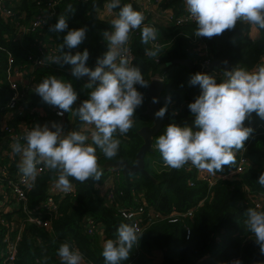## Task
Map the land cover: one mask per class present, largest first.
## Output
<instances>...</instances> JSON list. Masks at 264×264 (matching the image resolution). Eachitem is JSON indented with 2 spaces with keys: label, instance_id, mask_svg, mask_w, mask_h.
Instances as JSON below:
<instances>
[{
  "label": "trees",
  "instance_id": "1",
  "mask_svg": "<svg viewBox=\"0 0 264 264\" xmlns=\"http://www.w3.org/2000/svg\"><path fill=\"white\" fill-rule=\"evenodd\" d=\"M39 1L46 3L53 0H19L18 3H15L14 0H6L5 5L17 14H25L26 20H29L32 15L39 12L37 7ZM110 2L111 0H89L87 3L82 0H61L56 7V15L50 19V23L30 33L18 43L13 41L17 37L15 25L5 19L4 14H1L0 109L7 106L6 103L12 96L10 74L13 68L22 65L30 71L32 66L28 56L36 52L34 47L45 41L62 52L63 39L69 30L81 27L88 29L85 40L78 47L69 49L65 45L63 52H71L75 55L76 52L88 49L90 56L87 66L94 69L98 58L109 50L103 32L113 30L111 20L97 17L96 11ZM129 3L135 10H140L137 0H120L121 7ZM160 3L155 14L172 12L173 16L178 19L187 12L185 0H161ZM69 4L73 6L74 14L67 13ZM111 10L118 15L120 9ZM62 13L70 16L68 29L63 33L49 31V28L57 22L58 16ZM152 20L154 19L148 18L144 23L154 25L157 29L156 39L161 46L160 57L153 58L146 55L145 50L151 49L152 46L141 42V30L136 29L131 32L130 40V47L134 55L133 64L141 68L144 78L149 84L156 76L164 77L161 95L165 100L161 104V108L167 106L166 115L170 119L179 120L191 117L193 123L195 117L191 114L188 105L202 94V89L198 85H190L189 81L198 72L190 71L185 66L173 64V62L190 59L196 64V60L202 59L200 54L194 51V44L191 43V37L195 33L197 25L196 23L179 26L164 25L155 21L152 23ZM254 26L259 32V37L255 40L248 38L250 24L243 21H238L233 30H226L222 35L212 38L201 37L200 39L207 45L212 61L228 59L231 69L242 67L253 71L264 64V29ZM162 65L167 66L162 69ZM60 67L63 69L36 70L35 80L39 84L45 77L55 75L72 83L78 93V99L73 105L72 111L65 112V119L62 121L53 115L48 119L61 123L64 130L69 128L70 131H80L82 122L75 114V109L84 100L89 99L91 90L84 87L81 78L78 79L72 75V65L60 64ZM216 69L222 75L215 76L220 82L225 78L224 71ZM67 71H71V74L67 75ZM137 89L141 93H145L147 88L137 85ZM29 99V109L40 108L44 105V101L39 95L31 94ZM147 103L148 99L144 97L142 105L136 109L134 127L124 135L117 134L121 144L116 157L108 159L97 148L101 168L111 162L125 161L129 164L135 162V156L143 143L137 132L142 127L151 126L147 115H145ZM13 115L14 118L8 122V126L16 129H22L21 127L26 124L25 121H28V117H30L20 116L17 112ZM244 126L254 129L244 146V157L249 164L248 168L241 174L233 175L232 180L218 181L209 194L204 184L199 182H196L194 186L189 184V181L194 180L195 173L177 169L150 172L146 168L145 159V169L153 180L146 179L139 173L123 176L119 169L113 168L102 169L103 175L100 180L89 178L85 183H80L69 178L73 185V192L66 194L57 202L58 211L55 216L50 218L51 232L31 224H25L15 264H37V260H40L41 264H62L57 251L60 244L65 241L74 242V246L83 253L87 263L105 264L102 256L104 242L107 239H116L119 225L127 222L117 215L113 203L98 195L97 188L106 183L109 175L118 171L119 178L114 180V201L123 207L134 206V197L138 192L143 194L145 204L157 213L167 214L173 208H175V213L195 208L191 221L181 219L171 223L164 220L146 228L140 242H137L130 253L129 259L122 261L121 264H155L150 259L154 251H160L163 254L162 262L159 264H232L237 259L242 264H264V254H261L260 246L245 224L247 219L245 213L250 207L243 205L247 192L264 198V187L258 183L259 176L264 173V120L254 112L245 120ZM165 131L166 127L157 136L164 134ZM86 134H90L89 130ZM88 142L90 143L91 140L89 139ZM12 143V137L3 133L0 124V144L5 145V149L11 154L10 158L4 162L11 177L19 173V155L13 153L10 147ZM21 143L24 144L26 141ZM153 146L152 142V150ZM235 166L236 164L225 165L223 171L217 172L215 175L229 173L235 169ZM57 178V174L47 168L39 175L34 188L28 193L27 206L30 211L37 214L42 213L38 206L44 202L50 185ZM202 199L204 203L197 207ZM260 210H264V204ZM14 214L24 217L22 210L6 212V222L13 227L15 226ZM87 216L92 218L96 226L93 236H87L84 233L82 222ZM45 218L48 219L47 216ZM17 225L19 226L18 222ZM186 227L189 228L188 236ZM7 231L8 229L0 224V264L7 261L5 256L7 247L4 242Z\"/></svg>",
  "mask_w": 264,
  "mask_h": 264
},
{
  "label": "clouds",
  "instance_id": "2",
  "mask_svg": "<svg viewBox=\"0 0 264 264\" xmlns=\"http://www.w3.org/2000/svg\"><path fill=\"white\" fill-rule=\"evenodd\" d=\"M187 11L195 19L196 37L212 38L222 35L226 30H233L238 21L247 22L264 29V0H185ZM108 9L119 8L118 18L111 21L112 31L103 32L109 50L98 58L94 69L87 66L90 53H64L63 47H78L86 38L88 29L81 27L67 31L61 51L63 55L52 59L54 63L72 65V75L76 78L89 77L84 85L90 89L89 99L84 100L75 109V114L84 125L92 126L90 134L82 128L80 131L65 132L61 123L37 124L26 130L23 137L15 138L11 144L13 153L20 155L18 164L21 182L34 187L43 165L57 174L55 187L63 192L72 190L69 178L85 183L89 178L100 180L103 170L99 164L97 148L108 159L117 156L121 144L117 134L128 133L135 124L136 109L142 105L144 95L137 85L147 88L139 66L132 63L130 50L126 45L133 30H141V42L147 45L157 38L154 25L145 24V16L135 10L132 4L120 5V0H111ZM71 4L67 13L74 14ZM70 16L62 13L57 22L49 28L51 32H64L68 29ZM149 57H160L161 46L153 43L146 49ZM227 63V62H225ZM225 78L220 82L214 75L194 74L189 83L199 86L202 94L188 105L195 117L193 128L185 124L172 123L156 141V148L166 166L181 169L191 164L196 169L211 175L222 172L225 165H235L237 153L244 149L254 129L245 127V120L256 113L264 120V66L249 71L235 67L224 71ZM42 100L61 111L58 115L70 112L78 99V93L69 81L55 75L45 77L35 87ZM158 102L153 98V103ZM167 106L155 113L163 118ZM89 139L91 142L89 143ZM26 143L22 144L20 141ZM264 187V173L258 179ZM245 224L264 254V210L249 208L245 213ZM130 219V217H129ZM144 232L135 224L121 223L117 229L116 239H107L103 244L102 256L105 264H121L129 259L137 242ZM57 255L62 264H82L83 253L74 246V242L60 244ZM232 264H242L237 259Z\"/></svg>",
  "mask_w": 264,
  "mask_h": 264
},
{
  "label": "built area",
  "instance_id": "3",
  "mask_svg": "<svg viewBox=\"0 0 264 264\" xmlns=\"http://www.w3.org/2000/svg\"><path fill=\"white\" fill-rule=\"evenodd\" d=\"M84 3L89 2V0H82ZM139 11H141L145 16V21L148 18L156 17L154 20H152V23L155 20L160 21L164 25H183V24H192L196 23L195 19L190 15V13L187 11L186 14L176 19L172 12H156V9L158 8L161 0H137ZM61 0H53L51 2L43 3L41 1L37 2V7L39 9V12L37 14L32 15V17L29 18V20H26L25 14H17V12H13L11 8H7L5 5L6 0H0V15L4 14L3 17L7 19L8 21L12 22L15 26V33L17 37L13 39L14 43H18L19 41L26 38L30 33L45 27L47 24H49L50 19H52L56 15V7L60 4ZM187 7V6H186ZM101 9L96 11L97 17L100 13ZM149 16V17H148ZM144 21V22H145ZM201 37H196L195 33L191 37V43L194 44V51L200 54V57L202 59L196 60V64L201 67V72L199 73H207L208 75H214V76H222L221 73L212 66V56L209 54L207 45L200 39ZM130 40H131V33H130V39L126 47L130 50V57L132 60V63L134 61V55L130 47ZM153 43L159 44L157 39L153 42L150 41L148 44L150 46H153ZM36 49L35 53H31L28 56L29 62L32 66V69L28 71L24 66L18 65L13 68L12 73L10 74V79L19 76L18 81H10L12 96L10 100L7 101L6 107L0 109V124L1 129L4 134H8L12 137V140L14 142L15 138L23 137L26 130H31L35 127V125L43 123L48 124L49 127H51V124L53 121L48 119L51 115L55 117L58 120L65 119V113L61 116L58 115V112L61 110L56 107L49 105L44 102V105L40 108H30V99L29 96L31 94H35L38 96L37 93H35V87L38 85L35 80V71L38 69L43 68H50V69H60L63 68L60 67V64H64L63 61L58 63L52 62V59L56 56L63 55L62 52H60L57 48L49 45L46 43V41L37 46L34 47ZM154 79H159L161 81L164 80L163 76H156ZM89 77L85 76L81 78V82L83 85L88 83ZM20 116L28 117V121H25V125H23L22 129H16L11 128L8 126V122L14 118V113H16ZM90 132V130H89ZM20 142H24V140H21ZM5 145L0 144V224L8 229L7 235L4 238V242L6 244V259L7 261L4 264H15L17 259V251H18V245L21 241V236L25 227V224H31L34 226H37L39 228L46 229V231L51 232V224H50V218L55 216L58 211V201L63 198L66 194H70L73 192L71 190L70 192H55V188L52 187L53 184H55V181L52 182L49 188V192L46 195V198L44 202H42L41 205L38 206L40 211L42 213H35L28 209V193L34 188V187H28L25 183L21 182V174L20 172L11 177L8 169L6 168V165H4V162L7 160V158H10L11 154L8 153V150L5 149ZM245 149L241 150L237 153V163L235 166V169L233 171L222 174V175H211L208 173H204L201 170L196 169L191 164L185 165L181 169L184 172H193L195 173L194 180L189 181V184L191 186H194V184L197 182L202 183L205 185L207 189V193L209 194L210 191L214 188V186L217 184L220 180H232V176L235 174H241L248 168V162L244 157ZM19 162L20 163V155ZM162 170H169L172 169L165 165L164 161L161 163ZM38 168H41L42 171L40 174L46 170V168L43 167V165L38 166ZM112 176L115 177H109L105 183V191L101 195L102 197H105L107 201L110 203H113V206L116 209L117 215L125 222L129 224H135L140 232H144L146 228L150 227V225L158 222V221H164L167 220L168 222L174 223L177 221H180L181 219H188L189 221L192 220L193 214L195 212V208L193 209H186L184 211H179L178 213H175V208L172 209L170 213L163 214V213H157L151 208H149L145 204V198L143 197V194L136 192V196L134 197L135 205L129 206V207H123L117 202H115V187H114V180H118L119 178V171L115 174H112ZM39 177V176H38ZM37 177V178H38ZM12 178V179H11ZM37 180V179H36ZM36 183V181H35ZM204 203V200L202 199L197 207L202 206ZM264 204V198L259 195H254L250 192L246 193L245 201L243 202V205H249L251 208H258L260 210ZM22 210L24 217H19L18 214H14L13 219L15 222V226H10L5 219V213L11 212V211H18ZM35 210H37L35 208ZM45 216L48 217V219L45 218ZM130 217V219H129ZM17 222L19 223V226L17 225ZM82 226L84 228V233L87 236H93L96 231V226L92 218L85 217ZM187 228V227H186ZM186 235H189V228L186 229ZM16 231V232H15ZM87 262L85 260L82 261V264H86ZM37 264H41L40 260H37Z\"/></svg>",
  "mask_w": 264,
  "mask_h": 264
},
{
  "label": "water",
  "instance_id": "4",
  "mask_svg": "<svg viewBox=\"0 0 264 264\" xmlns=\"http://www.w3.org/2000/svg\"><path fill=\"white\" fill-rule=\"evenodd\" d=\"M227 62V63H225ZM173 64H179L181 66H185L190 71L201 72V67L193 63L192 60L186 59L177 62H173ZM167 65H162L161 68H165ZM213 67H216L220 70H231V63L228 59L216 60L213 61ZM163 90V81L159 79H152L149 86L147 87L145 93H143L144 97L148 99V103L146 106L145 115H147L151 126L142 127L138 130L137 134L142 139V145L140 146L136 156L135 162L133 164H129L125 161H117L105 164L102 168L107 170L109 168L119 169L123 176L127 174L139 173L144 176L146 179L153 180L149 172L145 169V157L147 154H151L152 150V142L153 138L157 137L159 132L168 125L175 123L179 126H184L187 124L188 126L193 128V131H196V127L192 123V118L188 117L185 119L172 120L166 114L163 118H157L155 113L161 109V104L164 102L165 98L161 95ZM157 98L158 102L153 103V98Z\"/></svg>",
  "mask_w": 264,
  "mask_h": 264
},
{
  "label": "crops",
  "instance_id": "5",
  "mask_svg": "<svg viewBox=\"0 0 264 264\" xmlns=\"http://www.w3.org/2000/svg\"><path fill=\"white\" fill-rule=\"evenodd\" d=\"M14 2L16 3H18L19 2V0H14ZM103 8H106V9H108L107 7H106V5H104V7H102V11H104V9ZM101 14L99 13L98 14V17H102V18H104V19H106V20H111V19H113L114 18V16L112 15V13H110V12H108V14H107V17L105 18V17H103V16H100ZM156 17L154 16V19H155ZM155 22H157L158 24H160L161 22L160 21H158V20H155ZM259 37V32H258V30H257V28L254 26V25H250V28H249V31H248V38L249 39H251V40H255V39H257ZM263 66H264V64H263ZM12 80H14V81H18L19 80V76L18 77H15V79L14 78H11V81ZM41 127L44 125L43 123H40L39 124ZM81 127L82 128H85V129H88V130H91V128H92V126H88V125H84L83 124V122H82V124H81ZM68 131H70L69 130V128H67L66 130H65V132H68ZM55 182H56V180H55ZM52 187H54L55 189V192H59L60 190H58L55 186H52ZM51 187V188H52ZM50 188V187H49ZM51 188H50V190H51ZM105 184H103V185H100L98 188H97V191H98V195L99 196H101L102 194H103V192L105 191ZM49 190V191H50ZM48 191V192H49ZM150 259H151V261L153 262V263H155V264H159V263H161L162 262V259H163V254L160 252V251H154L152 254H151V256H150Z\"/></svg>",
  "mask_w": 264,
  "mask_h": 264
},
{
  "label": "rangeland",
  "instance_id": "6",
  "mask_svg": "<svg viewBox=\"0 0 264 264\" xmlns=\"http://www.w3.org/2000/svg\"><path fill=\"white\" fill-rule=\"evenodd\" d=\"M106 7H107V5H106ZM99 12H100L101 16H103L105 18L107 17L108 12L112 13V15L114 16L113 19L118 18V15L115 14L110 9L104 8V11H102V9H101V11H99ZM113 19H111V21ZM244 23H246V22H244ZM66 74L67 75L71 74V71H67ZM158 137L159 136L153 138V143H154L153 153L147 154L146 157H145V160H146V168L150 172H152V171H154V172H161L160 170H162L161 163L163 162V158H162L161 154L159 153L158 149L156 148V141H157ZM109 176L110 177H115V176H112V174L109 175ZM86 264H89V263H86Z\"/></svg>",
  "mask_w": 264,
  "mask_h": 264
},
{
  "label": "bare ground",
  "instance_id": "7",
  "mask_svg": "<svg viewBox=\"0 0 264 264\" xmlns=\"http://www.w3.org/2000/svg\"><path fill=\"white\" fill-rule=\"evenodd\" d=\"M52 186H55V184H53Z\"/></svg>",
  "mask_w": 264,
  "mask_h": 264
}]
</instances>
